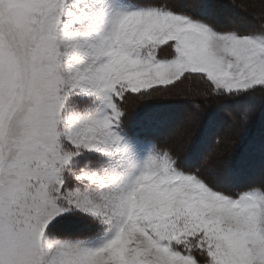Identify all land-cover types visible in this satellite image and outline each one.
I'll return each mask as SVG.
<instances>
[{"label": "snow or ice", "instance_id": "1", "mask_svg": "<svg viewBox=\"0 0 264 264\" xmlns=\"http://www.w3.org/2000/svg\"><path fill=\"white\" fill-rule=\"evenodd\" d=\"M0 264H264V0H0Z\"/></svg>", "mask_w": 264, "mask_h": 264}, {"label": "rangeland", "instance_id": "2", "mask_svg": "<svg viewBox=\"0 0 264 264\" xmlns=\"http://www.w3.org/2000/svg\"><path fill=\"white\" fill-rule=\"evenodd\" d=\"M239 22L243 23V21H239Z\"/></svg>", "mask_w": 264, "mask_h": 264}]
</instances>
